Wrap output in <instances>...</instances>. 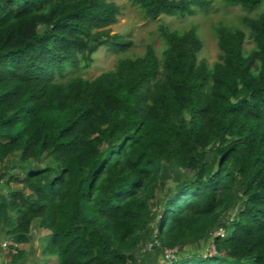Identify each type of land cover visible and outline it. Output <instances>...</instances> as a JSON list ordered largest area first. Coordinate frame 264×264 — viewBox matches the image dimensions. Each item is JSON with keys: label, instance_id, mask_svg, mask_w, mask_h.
<instances>
[{"label": "trees", "instance_id": "obj_1", "mask_svg": "<svg viewBox=\"0 0 264 264\" xmlns=\"http://www.w3.org/2000/svg\"><path fill=\"white\" fill-rule=\"evenodd\" d=\"M129 1L148 18L205 5ZM225 1L263 6L244 17L250 47L243 30L218 24L208 64L196 59L193 26H163L160 57L146 45L85 78L73 69L98 45L131 44L108 30L117 3L0 0V229L23 242L34 220L46 228L49 255L36 264H140L154 217L159 255L223 229L211 235L213 252L157 264H264V0ZM161 161L189 174L157 198Z\"/></svg>", "mask_w": 264, "mask_h": 264}, {"label": "rangeland", "instance_id": "obj_2", "mask_svg": "<svg viewBox=\"0 0 264 264\" xmlns=\"http://www.w3.org/2000/svg\"><path fill=\"white\" fill-rule=\"evenodd\" d=\"M118 4L119 12L116 15L114 22L107 25L109 32L119 33L123 38L130 40V45L123 51L113 52L107 49L106 45H98L94 51L90 53V57L85 65L75 67L74 73L80 74L85 78H92L98 73L112 68L117 57L120 55L135 56L141 55L146 45L151 46L156 56H161V50L164 47V40L159 33V27H167L182 31L190 26L195 28L200 40V47L196 52V59H204L208 64L212 63L217 58L216 32L215 27L218 24H224L229 28H239L245 34L244 46L246 48L252 45V41L248 36V26L244 23L245 16H255L263 6L252 10L242 9L238 4L228 3L225 0H205L204 7L192 6L193 11L184 14H165L160 13L154 18H148L143 14L141 9L129 0H113ZM69 66L65 75L71 72ZM206 158L211 157L210 152H206ZM11 172H18V168L10 167ZM7 173H3L1 178L4 180ZM189 174V170H182L175 165L161 161L159 174L156 180L155 197L165 196L173 187L174 183ZM17 184V183H16ZM13 185V183H10ZM158 203L153 204L152 208L158 207ZM237 206V199L234 205L222 211L219 217V222L225 219H230L234 215ZM154 217V216H153ZM155 218V217H154ZM150 221L145 232L142 234V239L137 245L139 254L137 255L138 263L140 264H157L164 258L170 259L177 254H188L191 252H213V246L210 242V237L207 240L204 237L181 246L179 249L165 248L164 255L155 253L150 247L156 244V239L153 236L154 228L153 221ZM44 227L37 225L34 220L27 231V241L30 238L35 247L30 250L28 242H14L11 237L5 236L3 227L0 229V264H14L11 261V253L16 252L18 247L23 248L22 260L20 264H30L35 262L38 256L37 242L38 236L43 234ZM43 232V233H42ZM4 252V253H1ZM152 251V252H151ZM177 253V254H176ZM152 262V263H150Z\"/></svg>", "mask_w": 264, "mask_h": 264}, {"label": "crops", "instance_id": "obj_3", "mask_svg": "<svg viewBox=\"0 0 264 264\" xmlns=\"http://www.w3.org/2000/svg\"><path fill=\"white\" fill-rule=\"evenodd\" d=\"M31 225V224H30ZM44 232V233H43ZM41 235L38 236V242H37V252H38V256L37 258L35 259V262L31 263L30 264H36L39 262V260H42L43 257H47L49 254L48 252L43 248V245H44V235L46 234L47 232V229L44 228V231H43ZM28 242V244L30 245V250L32 251V249L35 247V244L32 243L31 239L29 238L28 241H23L22 243H26ZM17 251H20V255L15 259V261H12L14 264H20L19 262L22 260V257L23 256V248L21 247H18ZM1 253H4L1 251ZM10 253H14V252H10Z\"/></svg>", "mask_w": 264, "mask_h": 264}, {"label": "built area", "instance_id": "obj_4", "mask_svg": "<svg viewBox=\"0 0 264 264\" xmlns=\"http://www.w3.org/2000/svg\"><path fill=\"white\" fill-rule=\"evenodd\" d=\"M223 233V229L219 226V227H217L215 230H214V232L212 233V234H219V235H221ZM211 234V235H212ZM210 242H211V244H212V241H211V238H210ZM1 243V242H0ZM212 246H213V244H212ZM172 249H174V248H172Z\"/></svg>", "mask_w": 264, "mask_h": 264}]
</instances>
